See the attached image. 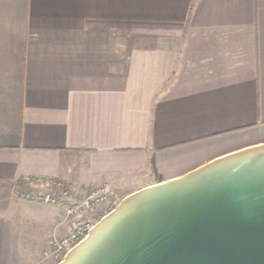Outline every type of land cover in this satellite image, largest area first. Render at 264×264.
Listing matches in <instances>:
<instances>
[{"label": "crops", "instance_id": "crops-1", "mask_svg": "<svg viewBox=\"0 0 264 264\" xmlns=\"http://www.w3.org/2000/svg\"><path fill=\"white\" fill-rule=\"evenodd\" d=\"M262 143L264 0H0V264L71 228L25 178L120 200Z\"/></svg>", "mask_w": 264, "mask_h": 264}, {"label": "water", "instance_id": "water-1", "mask_svg": "<svg viewBox=\"0 0 264 264\" xmlns=\"http://www.w3.org/2000/svg\"><path fill=\"white\" fill-rule=\"evenodd\" d=\"M57 264H264V143L127 194Z\"/></svg>", "mask_w": 264, "mask_h": 264}, {"label": "built area", "instance_id": "built-area-1", "mask_svg": "<svg viewBox=\"0 0 264 264\" xmlns=\"http://www.w3.org/2000/svg\"><path fill=\"white\" fill-rule=\"evenodd\" d=\"M24 181L41 187L40 191L27 194V196L44 204L58 207L66 218L71 219V228L65 234L53 237L49 241L50 254L59 260L87 236L90 227L95 222V213L104 211L106 207L113 208L119 202L116 194L107 186L87 192H74L72 187L49 178H25ZM103 204H106L105 208H101Z\"/></svg>", "mask_w": 264, "mask_h": 264}, {"label": "rangeland", "instance_id": "rangeland-1", "mask_svg": "<svg viewBox=\"0 0 264 264\" xmlns=\"http://www.w3.org/2000/svg\"><path fill=\"white\" fill-rule=\"evenodd\" d=\"M25 199H32V200H34L30 196H25ZM38 202H40V201H38ZM40 203H42V202H40ZM111 209L112 208L106 207L105 210L102 213H105V211L108 212ZM96 214H98V215H96ZM101 214H100V212L99 213H95V216H94L95 222L101 217L100 216ZM50 253H51V250L48 253H43L42 256H41V258H40V262L41 263H44V264H57L61 260V259L59 260V259L53 258V256Z\"/></svg>", "mask_w": 264, "mask_h": 264}]
</instances>
